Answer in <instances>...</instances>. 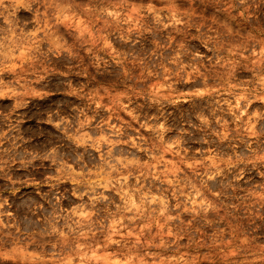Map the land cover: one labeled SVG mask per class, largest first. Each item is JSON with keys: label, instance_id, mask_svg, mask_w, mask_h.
<instances>
[{"label": "rangeland", "instance_id": "374dc122", "mask_svg": "<svg viewBox=\"0 0 264 264\" xmlns=\"http://www.w3.org/2000/svg\"><path fill=\"white\" fill-rule=\"evenodd\" d=\"M0 264H264V0H0Z\"/></svg>", "mask_w": 264, "mask_h": 264}]
</instances>
